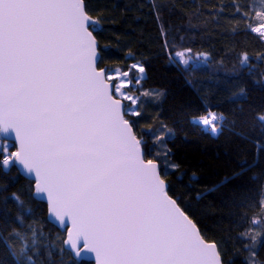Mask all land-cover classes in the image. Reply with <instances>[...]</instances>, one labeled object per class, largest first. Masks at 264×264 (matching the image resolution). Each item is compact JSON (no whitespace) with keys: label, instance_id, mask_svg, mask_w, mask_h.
Returning a JSON list of instances; mask_svg holds the SVG:
<instances>
[{"label":"snow or ice","instance_id":"1","mask_svg":"<svg viewBox=\"0 0 264 264\" xmlns=\"http://www.w3.org/2000/svg\"><path fill=\"white\" fill-rule=\"evenodd\" d=\"M0 264H264V0H0Z\"/></svg>","mask_w":264,"mask_h":264},{"label":"trees","instance_id":"2","mask_svg":"<svg viewBox=\"0 0 264 264\" xmlns=\"http://www.w3.org/2000/svg\"><path fill=\"white\" fill-rule=\"evenodd\" d=\"M181 2L182 3H187V4H189V5H192V0H181ZM201 2V0H196V3H200ZM187 10V9H186ZM217 46H219V45H217ZM116 57H119L121 54L120 53H113ZM229 67H231L230 65H229Z\"/></svg>","mask_w":264,"mask_h":264},{"label":"water","instance_id":"3","mask_svg":"<svg viewBox=\"0 0 264 264\" xmlns=\"http://www.w3.org/2000/svg\"><path fill=\"white\" fill-rule=\"evenodd\" d=\"M52 224L55 225V221H52Z\"/></svg>","mask_w":264,"mask_h":264}]
</instances>
